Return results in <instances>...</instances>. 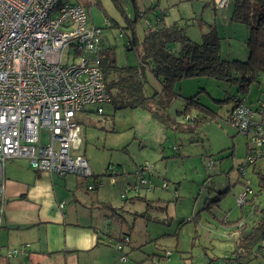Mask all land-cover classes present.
I'll use <instances>...</instances> for the list:
<instances>
[{
  "label": "rangeland",
  "instance_id": "1",
  "mask_svg": "<svg viewBox=\"0 0 264 264\" xmlns=\"http://www.w3.org/2000/svg\"><path fill=\"white\" fill-rule=\"evenodd\" d=\"M62 1L84 5L89 10L93 22L104 27V33L109 37V41L118 44L116 50L118 60L123 58L128 38L126 34H122V26L126 25V21L113 0ZM123 2H126L127 6H125L134 17L132 2L130 0ZM136 2L141 10L152 8L147 16L153 22L157 14L164 12L168 24L177 22L185 26L187 35L197 42H202L204 35L208 36L211 31L218 32L221 38V55L224 58L244 61L249 56L246 45L249 27L232 19L234 7L231 2L222 9L217 8L213 1L203 0H137ZM108 19L113 24L117 21L120 27H107ZM146 24V18L138 22L139 34H143ZM73 56L74 50L67 48L64 52L63 64L66 66L72 64ZM178 88H181L183 95L187 97L200 92V102L210 107L216 115L206 118L199 114L197 121L185 122L187 131H174L166 129L143 109L116 110L113 106L107 105L105 113L99 114L94 110L96 107L91 105L77 114L84 140L85 157L91 167L107 173L100 178L101 187L107 188L109 192L112 189L117 191V196L112 195L113 199L118 200V207L114 208L117 213L115 219L121 223L124 217L136 230L134 213L145 209V201L138 199L132 202L130 199L137 196L134 191H129L127 198L120 195L127 187L126 180L134 176L132 174L135 173V169L145 163H153L152 161L159 158L164 149L163 154L166 157L162 160L158 159L166 162L168 166L167 178L163 181H166L170 188H176L170 191L163 189V207L169 217V223L161 226V231L169 230L171 235L175 236L162 240L161 245L146 243L145 251L164 249L167 245L170 251H174V260L181 259L179 264H240L233 259V251L239 248V245L231 230L227 231L220 225L218 229H214L212 237L208 238V230L205 229L207 225L204 228L201 224L189 221L188 217L202 209L207 201L213 200L216 196L220 197L222 192L228 190L222 195L219 203L217 202L219 205L213 207V212L221 220H225L227 215L232 220L244 215L245 219L236 226H242L246 221L253 222L252 208L246 205L242 209L238 204V198L244 190L246 181H249L252 188L257 186L258 175L253 171V165L247 166L244 174L240 170L241 166L247 164L249 154L254 153L255 149H250L254 148L250 137L227 122L226 113L236 100H243L251 107H256L264 100V74L259 76L258 81L252 84L247 93L240 92L238 85L213 77L185 78L178 82ZM181 108L179 102L174 103L170 113L175 115ZM44 140L46 141V135ZM178 148L180 150H177ZM110 164L112 166L108 169ZM258 166L264 174V157L258 159ZM111 176L117 177L115 184H112ZM88 179L92 181L91 177ZM179 226L180 229L177 228ZM223 236H226L225 239H222ZM176 237L179 239L178 245ZM144 240L146 239L143 238L142 241ZM127 248L128 261L136 264L133 249L129 246ZM227 257L232 259L227 260ZM157 259L154 257L147 263L154 264L153 261ZM246 264H264V258H252Z\"/></svg>",
  "mask_w": 264,
  "mask_h": 264
},
{
  "label": "built area",
  "instance_id": "2",
  "mask_svg": "<svg viewBox=\"0 0 264 264\" xmlns=\"http://www.w3.org/2000/svg\"><path fill=\"white\" fill-rule=\"evenodd\" d=\"M203 1H213L221 9L231 2ZM146 23L151 29L152 23L148 19ZM106 44L103 27L91 21L84 5L62 0H0V227L9 159L25 157L34 169L59 176L91 177L87 186L91 191L102 184L94 179L85 155L77 152L82 137L76 116L91 105L102 114L112 99L101 66V51ZM67 48L74 50L73 62L68 66L63 64ZM227 122L250 137L255 148L240 168L244 174L247 166L264 155V101L259 110L238 104L229 111ZM151 167L149 163L138 166L137 183L127 186L121 196L125 198L129 191L138 192L146 186ZM116 179L111 176L112 184ZM162 187L167 188L168 183ZM252 193L246 181L238 198L240 207L247 205ZM130 243L131 237L123 234L117 247L124 251ZM26 247L0 254L9 258L25 252ZM260 252L256 250L254 255L264 258ZM170 254L168 250L166 255ZM120 259L127 262L128 253L123 252Z\"/></svg>",
  "mask_w": 264,
  "mask_h": 264
},
{
  "label": "crops",
  "instance_id": "3",
  "mask_svg": "<svg viewBox=\"0 0 264 264\" xmlns=\"http://www.w3.org/2000/svg\"><path fill=\"white\" fill-rule=\"evenodd\" d=\"M124 5L127 6L126 2ZM126 6L125 9L129 16H132ZM106 37L109 46L105 52L106 57H115L119 67L140 64L137 51L140 48L138 46L134 45L129 49V39H127L125 45L127 53L125 52L123 58L118 60L116 56L118 44L109 41L107 35ZM172 46L176 47V45ZM109 64H111V59ZM144 69L146 93L151 95L161 91L162 84L156 76L148 67ZM108 78L113 79L114 74L110 73ZM176 91L179 95L175 97L172 105L179 102L183 107L184 98L187 96L183 95L181 88L177 89V85ZM113 93L114 91H112ZM111 98V101L104 106V113L107 105L115 108V98L112 95ZM94 110L96 109L94 108ZM177 118L181 120L180 117ZM86 134L85 130V137ZM83 144L84 140L77 152L85 155ZM163 150L161 156L151 163V171L148 174L149 183L146 186H141V191L135 192L137 196L130 199L132 202L141 199L146 204L145 209L134 213L136 218L133 221L137 225L136 230L132 223L124 217H122L121 223L115 219L117 213L114 208L118 207L117 198L113 199L112 196H117L115 189H112L115 192H109L107 188L100 185L99 188L91 191L87 188L88 184L92 182L88 178L75 174L59 176L39 171L34 169L25 157L9 159L5 165V210L0 227V253L26 245L27 247L25 252L9 258L0 254V264H131L129 261L123 262L120 259L123 253L117 247L122 235L126 233L132 237L131 249H133V255L136 258V264H148L149 259L152 261L154 257L160 258L161 254L169 250L167 245L164 249H153L152 252H147L144 249V244L161 245L162 240L175 236L171 235L169 230L161 231V226L169 223V217L163 207L162 192L165 189L170 191L176 188H170L169 184L167 188L162 187L163 180H166L168 173L166 162L158 160L166 157ZM135 165L137 167V163ZM111 166L112 164L108 166V169ZM92 169L94 179L101 181L100 178L107 174L94 167ZM132 175L134 176H131V179L126 180L127 186L134 185L138 181L135 173ZM222 197L220 198L222 199ZM213 200L207 201L202 209ZM217 202H214L213 207L219 205ZM213 207L210 210H204L197 219H193L202 210L200 209L196 214L188 217L189 221L201 224L204 228L207 225L205 229L208 230V238L212 237L214 229H218L220 225L224 226L227 231L231 230L239 245V248L234 249L233 254L240 252L243 242L236 224L225 225L222 223L221 218L213 212ZM241 216L232 220L227 215L225 221L234 222ZM256 218L258 219V217ZM177 228L180 229L181 226ZM140 230L143 232H139ZM225 237L223 236L222 239ZM143 238L146 240L142 241ZM175 240L178 245L179 239L176 237ZM125 250L128 251V248ZM173 256L174 251L163 263L179 264L181 259L176 261Z\"/></svg>",
  "mask_w": 264,
  "mask_h": 264
},
{
  "label": "trees",
  "instance_id": "4",
  "mask_svg": "<svg viewBox=\"0 0 264 264\" xmlns=\"http://www.w3.org/2000/svg\"><path fill=\"white\" fill-rule=\"evenodd\" d=\"M130 1L134 7V17L129 16L123 0H113L126 21V25L122 26V33L126 34L129 39V49L133 48L134 45L140 48V50H137L140 64L119 67L116 64L115 57L105 56V52L109 48L108 44L101 51V66L104 78L109 94L111 92V95L115 98L116 110L123 108L143 109L149 112L152 118L162 123L166 129L187 131L185 122L197 121L199 114L207 118L208 116L213 117L216 113L200 102L199 92L196 95L184 98L182 109L177 110L176 114L172 115L170 107L175 97L179 95L176 91V85L179 81L193 77H213L238 85L240 92L247 93L250 91L252 84L258 81L259 76L264 74V0H231L234 7L232 19L247 24L249 27V34L246 39L249 56L244 61L239 59L229 60L221 55V38L218 32L213 33L211 31L208 36L204 35L202 42H197L187 35L185 26L177 22L168 24L164 12L160 15L157 14L153 22L147 16L152 8L141 10L137 5V0ZM143 18L152 23V28L149 29L146 26L143 34H139L137 25ZM90 19L93 22L91 16ZM107 22V27H120L117 21H114L113 24L108 19ZM105 38L106 43H108L106 35ZM172 45H176V47ZM110 59L111 64H109ZM145 67H148L162 84L161 91L151 95L146 93ZM110 73L114 74L113 79L108 78ZM112 91H114L113 94ZM240 103L246 104L243 100H236L227 110L226 119L231 108ZM259 107L260 104L251 108L259 110ZM177 117H180L181 120H178ZM260 157H264V155ZM258 159L252 164L254 166L253 171L258 175V183L253 188V193L249 196L247 202V205L252 208L251 214L253 216L251 219L253 222L246 221L242 226H237L243 248L240 252L234 254L233 259L240 264H246L252 258L261 257L254 255L256 250L264 253V174L260 167H257ZM227 192L228 190L222 192L220 197ZM220 197L216 196L193 219H197L204 210H210L214 202L216 203L221 199ZM243 219H245L244 215L234 222L222 220V223L225 225L240 224ZM126 234L131 237L129 233ZM131 245L132 237L129 247ZM125 249L121 252L129 254V250L126 251ZM167 251L161 254L158 259L169 257V255H166ZM226 259L230 260L232 258L227 257Z\"/></svg>",
  "mask_w": 264,
  "mask_h": 264
}]
</instances>
